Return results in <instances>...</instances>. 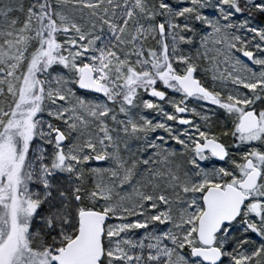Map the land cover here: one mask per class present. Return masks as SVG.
Here are the masks:
<instances>
[{
	"label": "snow or ice",
	"instance_id": "snow-or-ice-1",
	"mask_svg": "<svg viewBox=\"0 0 264 264\" xmlns=\"http://www.w3.org/2000/svg\"><path fill=\"white\" fill-rule=\"evenodd\" d=\"M0 264H264V0H0Z\"/></svg>",
	"mask_w": 264,
	"mask_h": 264
}]
</instances>
